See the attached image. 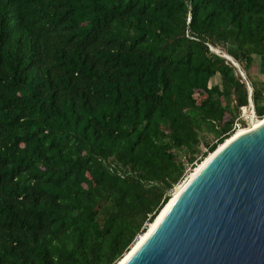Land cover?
Returning <instances> with one entry per match:
<instances>
[{"label": "trees", "instance_id": "trees-1", "mask_svg": "<svg viewBox=\"0 0 264 264\" xmlns=\"http://www.w3.org/2000/svg\"><path fill=\"white\" fill-rule=\"evenodd\" d=\"M208 45L264 65V0H0V264H117L206 137L264 115Z\"/></svg>", "mask_w": 264, "mask_h": 264}, {"label": "water", "instance_id": "water-1", "mask_svg": "<svg viewBox=\"0 0 264 264\" xmlns=\"http://www.w3.org/2000/svg\"><path fill=\"white\" fill-rule=\"evenodd\" d=\"M169 201L120 264H264V119L219 144Z\"/></svg>", "mask_w": 264, "mask_h": 264}, {"label": "rangeland", "instance_id": "rangeland-1", "mask_svg": "<svg viewBox=\"0 0 264 264\" xmlns=\"http://www.w3.org/2000/svg\"><path fill=\"white\" fill-rule=\"evenodd\" d=\"M215 48H217V49H219V50H221V52L222 53H226V51L224 50V49H222V48H220V47H215ZM227 54V53H226ZM234 59V58H233ZM245 60V59H244ZM236 61V60H235ZM237 62V61H236ZM238 63V62H237ZM245 63H246V65H248V67L246 68V65H244V63H238L239 64V67H240V69L245 73V75H246V80L249 82V84H250V80H257L258 81V83L260 82V81H263L264 80V71H263V69H261V68H258L259 67V60L257 59V58H255L254 60H253V62H251V61H249V58H246V60H245ZM245 66V67H244ZM242 79V78H241ZM243 80V79H242ZM243 81H245V80H243ZM264 102L262 101V102H260V104H263ZM249 104H250V102H248V105L246 106V108H244V106L243 107H240V110H239V114H238V116H236V118H235V120H239V121H241V122H245V123H247L248 121V125H254V124H256V123H258L260 120H262L261 119V117H264V115L263 116H259L256 112H255V110H254V107H253V109L251 108V107H249ZM252 104H253V102H252ZM248 107V108H247ZM252 116H256V120H250V118L252 117ZM248 127V126H247ZM232 134V133H231ZM206 142H204V143H202L200 146H199V148L197 149V152H196V159L192 162V163H188V164H186V167H185V172H186V175H187V173L188 172H190L191 170H193V169H195L196 168V166H197V164L198 163H200L201 161H202V159L204 158V156L205 155H208V153L209 152H205L206 151V143H208V144H210V143H212L213 141H216L214 138H212L211 136H207L206 137ZM206 154H205V153ZM205 154V155H204ZM187 159V158H186ZM184 179V178H183ZM182 179V180H183ZM181 180V181H182ZM180 181V182H181ZM179 182V183H180ZM179 183H178V185H179ZM177 185V186H178ZM177 186H176V188H177ZM175 187V186H174ZM174 187L172 188V191H171V194H172V192L174 193L175 191H176V188L174 189ZM175 191H174V190Z\"/></svg>", "mask_w": 264, "mask_h": 264}, {"label": "bare ground", "instance_id": "bare-ground-1", "mask_svg": "<svg viewBox=\"0 0 264 264\" xmlns=\"http://www.w3.org/2000/svg\"><path fill=\"white\" fill-rule=\"evenodd\" d=\"M263 120V119H262ZM262 120H260L258 123H256V124H254V125H248V127H245V128H241V129H239V130H237V131H235V132H233L232 134H231V136H233V135H237V134H240V133H243V132H245V131H247V130H249V129H251V128H253V127H256L257 125H259V123H261V121ZM211 154H212V152L202 161V162H200V163H198L197 164V166H196V168L195 169H193V170H191L190 172H188L187 173V175L184 177V179L181 181V183H180V185L178 186V188L176 189V191L174 192V193H172L171 194V196H170V201L174 198V196L180 191V189L184 186V184L200 169V167L203 165V163H204V161H206L207 159H208V157H210L211 156ZM169 201V202H170ZM166 206H167V204L165 205V207H164V209L166 208ZM164 209L161 211V213L164 211ZM161 213L159 214V216L161 215ZM158 216V217H159ZM158 217H157V219H158ZM156 219V220H157ZM155 220V221H156ZM154 221V222H155ZM153 225V223H151V224H149L148 225V227H147V229L143 232V233H141V234H139V237L137 238V240L132 244V246H131V248L132 247H134L137 243H138V241L143 237V235L148 231V229L151 227ZM126 254V253H125ZM123 258V257H122ZM123 260H120L119 261V263L118 264H120L121 262H122Z\"/></svg>", "mask_w": 264, "mask_h": 264}, {"label": "built area", "instance_id": "built-area-1", "mask_svg": "<svg viewBox=\"0 0 264 264\" xmlns=\"http://www.w3.org/2000/svg\"><path fill=\"white\" fill-rule=\"evenodd\" d=\"M208 47H209L210 51L218 54L219 56H221L223 58H225L227 62H229L231 65H233L236 68V70H237L238 74L240 75V77L243 80H245V83L248 86V88L251 87L249 82L246 80L245 73L240 69L239 64L230 55H228L226 53H222L221 50H219V49H217V48H215V47H213L211 45H208ZM251 90H252V88H251ZM249 107H251L253 109L252 101H250ZM244 108H246V106H244ZM250 120H256V116H252L250 118ZM248 122L245 123V122H241L239 120H235L233 125H232V133L237 131V130H239V129H241V128L247 127L248 126Z\"/></svg>", "mask_w": 264, "mask_h": 264}, {"label": "crops", "instance_id": "crops-1", "mask_svg": "<svg viewBox=\"0 0 264 264\" xmlns=\"http://www.w3.org/2000/svg\"><path fill=\"white\" fill-rule=\"evenodd\" d=\"M261 67H263L264 68V65H262ZM260 66H259V68H261ZM262 69V68H261Z\"/></svg>", "mask_w": 264, "mask_h": 264}]
</instances>
